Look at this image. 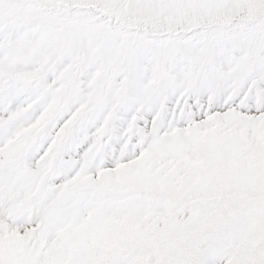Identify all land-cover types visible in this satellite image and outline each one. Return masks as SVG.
<instances>
[{"label":"snow or ice","instance_id":"snow-or-ice-1","mask_svg":"<svg viewBox=\"0 0 264 264\" xmlns=\"http://www.w3.org/2000/svg\"><path fill=\"white\" fill-rule=\"evenodd\" d=\"M0 264H264V0H0Z\"/></svg>","mask_w":264,"mask_h":264}]
</instances>
